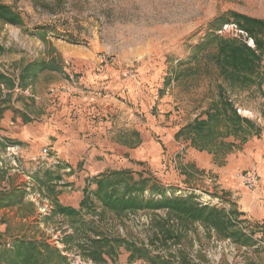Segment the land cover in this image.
I'll return each mask as SVG.
<instances>
[{"label": "rangeland", "instance_id": "1", "mask_svg": "<svg viewBox=\"0 0 264 264\" xmlns=\"http://www.w3.org/2000/svg\"><path fill=\"white\" fill-rule=\"evenodd\" d=\"M0 3L12 7L22 19L21 26L0 23V73L8 76L13 85L11 89L0 87V101L9 95L4 105L6 109L0 115L1 126L6 118L15 126L42 125L44 121H53L55 114L62 120L61 107L73 102L89 111L88 118L98 128L104 127L107 121H125V128L121 127L119 134L115 130L117 136H66L64 143L72 146L75 154L79 153L76 158L80 160L75 165L65 164L53 149L56 136H48V142L41 146L37 156L24 162L23 146L0 127V192L17 187L24 192L20 207L0 208V242L10 244L25 238L51 246L56 238H61L60 248L68 264H88L89 259L75 246L64 243L65 228L73 235L77 226L71 225L66 217L54 214L53 198L58 191L71 195L77 180L78 187L84 186L80 169L84 163L91 162L109 166L100 175L127 170L131 172L132 182L145 178L149 186L156 182L165 190V195H158L146 189L142 193L144 200L192 197L196 206H204L201 203L206 202L205 206L221 210L229 219H234L239 230L246 228L255 234L240 213L239 216L232 214L233 210L238 212L236 202L245 197L244 192L251 190L241 181L235 186L229 174L206 171V168L201 169V163L200 168L195 167L188 156L190 152L201 161V155L206 154L205 161L209 160L215 167L224 165L227 156L240 150L255 135L224 159H219L193 147L188 135L179 132L195 119L204 118L206 110L221 94L240 117L261 129L257 138L264 136V84L259 86V81H254L241 86L223 77L212 60L215 45L192 59L193 47L209 33L214 19L234 12L264 20V0H0ZM232 25L236 26L223 25L216 34L255 49L253 40L237 26V31L224 30ZM99 56L107 59V64H100ZM40 62L57 67L58 71L34 69L21 83V70ZM107 72L115 75L121 88L107 87L110 82L104 78ZM117 108L124 110L125 116ZM64 119L69 123L71 116ZM153 119L174 122L171 127L178 129L174 142L155 134L145 136ZM135 126L141 128L142 136ZM6 145L20 148L16 166L4 155ZM43 149L51 150L59 160V166L49 170L57 173L58 178L53 182L56 185L54 197L36 186L33 180L47 171L37 165ZM32 181L34 186L27 187ZM27 188L45 199L28 197ZM90 192L84 194L87 207L81 204L77 208L82 222L92 224L108 238L127 244L116 249L114 259L105 255L106 264H150L149 258L159 264H189L192 257L201 264H210L204 250L212 239L225 240L201 222L182 221L164 208H141L115 214L104 209ZM47 206H52L53 210L50 207L52 211L42 215ZM262 227L264 222L259 228ZM87 235L94 238L92 233ZM249 238L253 244L264 243L262 236L250 235ZM128 245L140 251L142 257H131ZM238 252L246 264H253V252H242L241 248ZM261 257L259 264H263Z\"/></svg>", "mask_w": 264, "mask_h": 264}, {"label": "trees", "instance_id": "2", "mask_svg": "<svg viewBox=\"0 0 264 264\" xmlns=\"http://www.w3.org/2000/svg\"><path fill=\"white\" fill-rule=\"evenodd\" d=\"M0 23L12 26H21L22 19L15 10L0 3ZM233 23L239 30L246 33L255 45V49L249 48L245 43L236 39H224L216 34L223 25ZM208 34L203 40L193 47L192 59L204 53L209 47L215 45L213 62L220 74L238 82L241 86L259 81L264 84V20L249 18L234 12L227 13L214 19L210 25ZM43 37V35H38ZM37 69L43 71H58L45 62L32 63L21 70L20 82L23 83L29 77V73ZM36 76V73L33 74ZM13 88L10 78L0 73V87ZM9 95L0 101V115L6 109L4 105ZM3 107V108H2ZM188 135L193 147L199 151H207L216 158L224 159L246 142L249 137H258L261 129L252 122L240 117L230 102L219 94V100L213 102L204 113V118L195 119L179 133ZM1 179V177H0ZM58 178L52 171H44L41 176H35L34 182L40 189L51 197L55 196ZM131 172L127 170L114 171L100 175L93 179L95 189L90 193L102 204L103 208L115 214H121L128 210L141 208H164L185 222L199 221L206 227L213 229L219 238L231 239L237 245H250L252 241L236 227V222L228 218L225 213L207 206L198 207L192 201V197H163L161 200H144L142 193L149 189L152 194L165 195V190L153 182L149 186L148 179L132 182ZM86 195V194H85ZM24 192L15 189L0 192V208L20 207L23 204ZM54 214L66 217L71 225H75L74 234L64 238L65 244L75 246L81 254L91 260L93 264H106L105 255L114 259L116 249L121 245H127L117 238H108L92 224L84 223L80 219L79 212L71 207L60 205L55 198ZM82 207H87V201L82 202ZM234 216L238 212L232 211ZM88 233H92L91 238ZM0 242V264H68L67 259L60 250L48 245L44 241L34 239H16L8 244ZM132 251L131 257H142L140 251L128 245ZM150 264H159L156 259L149 258ZM163 264V263H160Z\"/></svg>", "mask_w": 264, "mask_h": 264}, {"label": "crops", "instance_id": "3", "mask_svg": "<svg viewBox=\"0 0 264 264\" xmlns=\"http://www.w3.org/2000/svg\"><path fill=\"white\" fill-rule=\"evenodd\" d=\"M104 74V78L109 79L110 81L107 87H111L112 89H118L122 87L119 84V81L115 79V75L113 73L107 72ZM117 109H119V112L123 113L125 116L124 110H121L120 108ZM61 111L64 114V116L62 114V120L61 118H58V114H55L53 121H44L42 125L33 126L28 124L27 126H23V124H18L15 126L9 118H6L3 122L1 121L3 125L1 126L0 124V127H3L5 132H8L14 137L17 143L23 146L21 149V154L24 162H28L30 159L37 156L41 146H45L46 142H48V136H56L57 141H54L55 139H51V141H54L53 149L63 160H65V164L69 163L70 165H75L80 159L78 160L76 158L79 153L75 154L72 146H67L64 143L66 141V136H117L115 134H119L120 128H125L124 120H122V122H117L116 120L107 121L105 122L104 127H96L95 122L90 121V118H88L89 111H87L83 106H80L78 102L64 105L61 107ZM66 116H71L69 123H67L69 117L67 121L64 119ZM163 121H157L153 119V122L148 126L150 133L145 131V136L155 134L157 136L163 137L164 140L169 141L172 139L173 141V137L176 136L178 129L171 127L174 123L173 121L172 124L164 123ZM176 124H179V122ZM112 126H114V128ZM134 129L138 131L139 136H142L141 128L135 126ZM111 130H113V133H111ZM115 130L117 131L116 133ZM59 136H62V138L60 139ZM175 145L177 144L175 143ZM175 150H177L176 147L174 148V151ZM204 155L206 156V154ZM204 155H201L200 161L198 158L188 152V156L191 158V160L189 158L190 164L194 163L193 165H195V167L200 168L201 163V169L206 168V171L211 169L213 173H218L219 175L222 173L225 175L229 174V176H231L234 180L235 183L233 184L235 186L240 184L239 175L241 172L250 169H255L257 171L259 175L258 184L253 190L244 192L243 195L245 197H242L241 200L239 199L236 204L238 205V213L241 214L243 219L248 220L251 224V228L254 230L252 233H255L254 235L257 237L262 236L264 238V227L259 228L261 223L264 222V136L259 138L252 137L249 139L240 150L234 151L231 155L227 156L228 158L225 161L227 163L224 165H218L215 167L213 163L210 164V162H208L209 160L205 161ZM76 159L77 161H75ZM108 167L109 166H104V164L99 166L93 162H91L89 165H85L84 163L80 169L82 170L81 173L83 174L84 178V186L78 187L77 180L75 186H73L71 195L67 193L63 194L64 192L58 191L55 197L56 201L63 206L71 207L77 210L84 200L85 192L88 190L93 191L96 188L91 181L92 178L97 177L98 175L105 172ZM54 174L57 176V173ZM176 174L179 175V173ZM167 185L172 186V184L169 183ZM17 189L20 188L17 187L16 190ZM259 231L260 233H258ZM250 245H253V243ZM252 255L255 257L253 264H259L261 262V256L264 255V248L259 247L253 251Z\"/></svg>", "mask_w": 264, "mask_h": 264}, {"label": "built area", "instance_id": "4", "mask_svg": "<svg viewBox=\"0 0 264 264\" xmlns=\"http://www.w3.org/2000/svg\"><path fill=\"white\" fill-rule=\"evenodd\" d=\"M227 29L228 30L232 29V30L237 31L236 26H234V25L224 27V30H227ZM240 33H242V32H240ZM98 62L100 64H107V59L99 56ZM132 74H133L132 72H129L130 76H132ZM19 149L20 148L17 146L6 145V148H5L6 153L4 152L5 156L12 159L15 166L18 163ZM37 165H38V167H41V168L45 167L47 170H52L51 169L52 167L56 168L57 166H59V160L57 159L56 154H54L51 150L43 149L42 155L40 157V161H39V163H37ZM239 179L242 182V184L245 186V188H247L248 190H253L259 182V175L255 169H250V170H246V171L241 172V174L239 175ZM26 186L29 188L33 187L34 182L33 181H32V183L29 182V184H26ZM31 190H32V188H31ZM31 190L28 188L26 189V191H27L26 195H28V197H31V198L34 197L38 200L43 197L39 193L38 194L33 193ZM2 191H8V190L3 189ZM42 199H45V198L43 197ZM201 201H203V200H201ZM201 204L204 206L208 205V204H206V202L201 203ZM50 207L52 209V206H49L48 209L43 208V211H45V210L46 211L42 215H45V213H50L53 210V209L49 210ZM236 225H237V222H236ZM240 229H241V227H240ZM241 230L244 232V234H246L249 237H250V235L252 237L254 236L250 232H248L246 228L241 229ZM64 233H67L66 236L71 235L69 229H67V228H65ZM213 238H215V237H213ZM60 241L62 242L61 238L60 239L56 238L55 242L53 241V243H51V246L55 247L61 251L62 249L60 248V243H59ZM261 246H264V243L256 241V244L251 245V247H249V248H247V247H243V248L239 247V248L242 249V252L245 250L246 253H248L249 251L251 253ZM239 248L236 246L235 243L234 244H233V242L231 243L230 239H225L224 241H218V239H215V240L212 239L211 245L208 246V248L204 250L203 254L206 256V259L210 262V264H246L242 255L238 252ZM61 254L65 255L63 250H62ZM87 263L92 264L91 260H89ZM193 263L194 264H201L198 260H194V258L192 257V261H190L189 264H193ZM75 264H82V263H75ZM263 264H264V255H263Z\"/></svg>", "mask_w": 264, "mask_h": 264}]
</instances>
